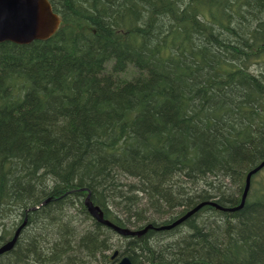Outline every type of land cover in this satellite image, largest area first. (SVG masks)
Listing matches in <instances>:
<instances>
[{"label":"trees","instance_id":"16d2710c","mask_svg":"<svg viewBox=\"0 0 264 264\" xmlns=\"http://www.w3.org/2000/svg\"><path fill=\"white\" fill-rule=\"evenodd\" d=\"M48 1L49 39L0 43V245L27 217L0 264H264L255 175L241 210L141 237L84 206L140 230L239 205L264 160V0Z\"/></svg>","mask_w":264,"mask_h":264},{"label":"water","instance_id":"95a60500","mask_svg":"<svg viewBox=\"0 0 264 264\" xmlns=\"http://www.w3.org/2000/svg\"><path fill=\"white\" fill-rule=\"evenodd\" d=\"M61 20L53 11L48 0H0V43L11 42L18 45H27L34 41L49 39L59 28ZM264 168V160L246 175L245 186L241 195L240 203L235 208L227 209L211 201H204L177 218L170 226L161 229H171L200 210L204 206H212L217 210L229 212L239 211L243 208L250 189L251 177ZM85 206L90 216L100 225H103L122 237H141L151 227L148 225L140 230L119 228L109 220L104 218L101 209L88 200ZM36 209V208H35ZM26 220L22 222L14 234V239L0 248V255L10 251L19 231L26 226ZM116 256V252L111 257ZM116 264H131L128 256H122Z\"/></svg>","mask_w":264,"mask_h":264},{"label":"rangeland","instance_id":"374dc122","mask_svg":"<svg viewBox=\"0 0 264 264\" xmlns=\"http://www.w3.org/2000/svg\"><path fill=\"white\" fill-rule=\"evenodd\" d=\"M256 69H257V66L254 65L251 70L254 71V72H256ZM127 76L130 77L131 74H129ZM130 180H131L130 178H127L123 182L130 183ZM253 180L254 181H253V184H252V188H255V189H258L259 188L261 190H264V168L258 174L255 175V177L253 178ZM191 185L192 184H188L187 187H189ZM14 214H15V217L12 216L13 218L11 219V215H14ZM168 215L169 214H167V216ZM20 218H21V216L19 215V212L15 211V212H12L10 215H8L6 218H4V221H5V223L8 224V227H10V226H13V221L16 220L15 223H17V222L20 221ZM86 224L88 225V222H86ZM44 237H46V236H44ZM50 238L51 237H48L47 236L46 240H49ZM167 242H168L167 240L164 241V244L167 243ZM116 247L118 248V244H113V246L111 247L112 250L110 249L109 251L106 252V254L107 253L112 254L113 251L117 250ZM85 261H86V264H110V263H104L103 260H101V259H100V261L99 260L96 261V260H91V259L87 258Z\"/></svg>","mask_w":264,"mask_h":264},{"label":"bare ground","instance_id":"6f19581e","mask_svg":"<svg viewBox=\"0 0 264 264\" xmlns=\"http://www.w3.org/2000/svg\"><path fill=\"white\" fill-rule=\"evenodd\" d=\"M88 197V200L92 203V201L90 200V193L89 192H87V196H86V198ZM86 198H85V200H84V206H85V201H86ZM46 203H48V200H46L44 203H42L41 205H43V204H46ZM202 203V202H201ZM93 204V203H92ZM200 204V203H199ZM93 206H96V205H94L93 204ZM197 206V205H196ZM39 206H37V207H34V208H31L30 210H35V208L37 209ZM42 207V206H41ZM85 208H86V210H87V207L85 206ZM233 208H235V207H233ZM227 209H232V208H227ZM199 211V210H198ZM197 211V212H198ZM238 211V210H237ZM87 212H88V210H87ZM196 212V213H197ZM229 212H236V211H229ZM26 213H28L27 211H26ZM103 213V212H102ZM88 214H89V212H88ZM195 214V213H194ZM193 214V215H194ZM90 215V214H89ZM192 215V216H193ZM191 216V217H192ZM191 217H189V218H191ZM92 218V217H91ZM188 218V219H189ZM93 219V218H92ZM187 219V220H188ZM26 220V222H27V217H24V221ZM177 220V219H176ZM176 220H174V221H176ZM187 220H185L184 222H182L181 224H179L178 226H176V227H179V226H181L183 223H185ZM23 221V222H24ZM174 221H172L171 223H169V224H166V225H161L160 227H157V228H153L151 225H149L150 227H151V229H154V230H156V231H167V230H173V229H175L176 227H174V228H171V229H161V228H165L166 226H170V225H172L173 223H174ZM19 228V227H18ZM17 228V229H18ZM119 228H121V229H123L122 227H119ZM16 229V230H17ZM22 230H23V228L19 231V233H18V235L16 236V239H15V241H14V244H13V246H12V248L10 249V251H12L13 249H14V247H15V245H16V243H17V241H18V239H19V237H20V234H21V232H22ZM150 230V229H149ZM16 232V231H15ZM15 234V233H14ZM117 234V233H116ZM117 235H119V234H117ZM119 236H121V235H119ZM14 239V235H13V237H12V239L11 240H9L8 242H6V243H4V244H2V245H0V248L3 246V245H5V244H8L9 242H11L12 240ZM10 251H8V252H10ZM8 252H5V253H8ZM116 252V256L115 257H117L118 256V251L117 250H115L114 252H113V254ZM5 253H3V254H5ZM3 254H1V255H3ZM113 254L111 255V257L113 256ZM0 255V256H1ZM110 257V259L112 260V258ZM114 257V258H115ZM129 258V257H128ZM129 260H130V258H129ZM130 263L131 264H133L132 262H131V260H130Z\"/></svg>","mask_w":264,"mask_h":264}]
</instances>
